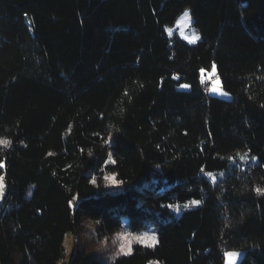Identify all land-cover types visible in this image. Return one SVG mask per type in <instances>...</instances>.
I'll use <instances>...</instances> for the list:
<instances>
[{
  "label": "trees",
  "instance_id": "trees-1",
  "mask_svg": "<svg viewBox=\"0 0 264 264\" xmlns=\"http://www.w3.org/2000/svg\"><path fill=\"white\" fill-rule=\"evenodd\" d=\"M262 106L264 0H0V264H264Z\"/></svg>",
  "mask_w": 264,
  "mask_h": 264
},
{
  "label": "rangeland",
  "instance_id": "rangeland-1",
  "mask_svg": "<svg viewBox=\"0 0 264 264\" xmlns=\"http://www.w3.org/2000/svg\"><path fill=\"white\" fill-rule=\"evenodd\" d=\"M187 24L186 19L184 20V25ZM200 75H201V79L202 82H209V86H208V91L207 93L210 95H215V96H219L222 98H230L231 94L229 91L225 90L222 87L221 84V79L218 77L217 73H216V69L215 71H213V67L210 70H201L200 71ZM213 88H215L216 90L213 91ZM243 157V159L241 158ZM257 160V157L255 155L250 154L249 152H242V153H238L232 157L229 158L228 160V167L227 168H223L222 170H218V171H211L210 175L213 178L222 176L224 173H226L229 169L231 165H244L247 162H254ZM0 177H3V180H0V206L3 204L4 201V195H5V191H6V184H5V180H4V176L3 174H0ZM109 179H106V189L108 190H115L119 187L118 182L116 180V178L113 175H108ZM113 178L115 180V182H113ZM192 201H198L196 199H193L191 201H188L186 203H183L182 205H172L173 207H171L172 209L175 206V209L178 208L180 209H184V208H188L191 207L193 205ZM188 205V207H184V205ZM86 226L84 228L83 234L84 235H90V233L93 231L94 226L96 224L95 221L87 219L85 220ZM147 234L148 236H152L155 235L156 240H157V234H156V230L153 227H145V228H141L135 231H131L127 228H122L119 230V232L113 237L111 238L113 243L111 247H114L115 251L117 254H121V253H128L131 250V247L133 244H141V245H151V242L145 244V243H141L138 240L134 239L133 237H138L141 235ZM75 242V234L73 233V231L69 230L65 233L64 235V239H63V247H64V255L60 258L59 262L60 264H69L70 262V256L72 253V246ZM121 246L124 247V251L121 252ZM229 251H235L237 253H239V255L234 259L233 264H238V261L240 259V257L242 256L243 250L242 249H230V250H225L223 252V255L225 252H229ZM224 264H228V260L224 255Z\"/></svg>",
  "mask_w": 264,
  "mask_h": 264
},
{
  "label": "snow or ice",
  "instance_id": "snow-or-ice-1",
  "mask_svg": "<svg viewBox=\"0 0 264 264\" xmlns=\"http://www.w3.org/2000/svg\"><path fill=\"white\" fill-rule=\"evenodd\" d=\"M185 17L188 16V13L185 12L184 13ZM198 37H193V39H197ZM203 71V70H202ZM213 71H215V65H213ZM183 87H189L188 85H183ZM216 89L213 88V91H215ZM125 95H127V93H125ZM264 107V106H262ZM106 143H108V141H105ZM11 144V141L8 140V139H4V138H0V145H4L5 147L9 146ZM243 159V157H241ZM3 167V164H0V168ZM105 179H109V177H105ZM0 180H3V177H0ZM93 183H95V179H93L92 181ZM113 182H115L114 178H113ZM257 191V194H264V189H259L257 188L256 189ZM71 203V202H69ZM193 204H199L200 202L199 201H192ZM168 207H173L172 205H169ZM184 207H188V205H184ZM177 210H178V206H177ZM134 239L138 240L139 242L141 243H149L151 242V245H154L155 243H157V240H156V237L155 235H152V236H148L147 234H144V235H141V236H138V237H133ZM121 252L124 251V247L121 246V249H120ZM225 257L227 258L228 260V264H233V261L234 259L239 255V253L235 252V251H229V252H225L224 253Z\"/></svg>",
  "mask_w": 264,
  "mask_h": 264
},
{
  "label": "built area",
  "instance_id": "built-area-1",
  "mask_svg": "<svg viewBox=\"0 0 264 264\" xmlns=\"http://www.w3.org/2000/svg\"><path fill=\"white\" fill-rule=\"evenodd\" d=\"M209 82H204L203 84H202V88H203V90L205 91V92H207V90H208V84Z\"/></svg>",
  "mask_w": 264,
  "mask_h": 264
},
{
  "label": "clouds",
  "instance_id": "clouds-1",
  "mask_svg": "<svg viewBox=\"0 0 264 264\" xmlns=\"http://www.w3.org/2000/svg\"><path fill=\"white\" fill-rule=\"evenodd\" d=\"M203 84V82L201 83V85ZM209 86V85H208ZM208 91V90H207Z\"/></svg>",
  "mask_w": 264,
  "mask_h": 264
}]
</instances>
